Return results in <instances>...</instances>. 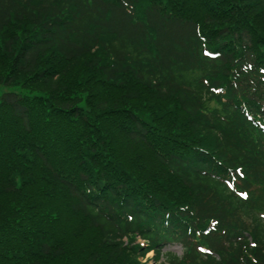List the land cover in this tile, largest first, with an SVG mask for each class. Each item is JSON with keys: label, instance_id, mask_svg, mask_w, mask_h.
<instances>
[{"label": "trees", "instance_id": "obj_1", "mask_svg": "<svg viewBox=\"0 0 264 264\" xmlns=\"http://www.w3.org/2000/svg\"><path fill=\"white\" fill-rule=\"evenodd\" d=\"M0 85V264H264V0H0Z\"/></svg>", "mask_w": 264, "mask_h": 264}, {"label": "rangeland", "instance_id": "obj_2", "mask_svg": "<svg viewBox=\"0 0 264 264\" xmlns=\"http://www.w3.org/2000/svg\"><path fill=\"white\" fill-rule=\"evenodd\" d=\"M8 89H9L8 87L0 85V93L2 91L8 90ZM165 250L171 251V252L175 253L176 255H180L181 254L180 247L176 246V245L165 247ZM151 256H152L151 252L147 253V255L143 259H141V263L142 264H153L152 260H151Z\"/></svg>", "mask_w": 264, "mask_h": 264}]
</instances>
